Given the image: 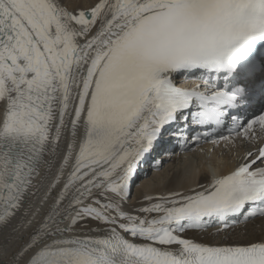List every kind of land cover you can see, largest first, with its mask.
Listing matches in <instances>:
<instances>
[{"label":"snow or ice","instance_id":"obj_1","mask_svg":"<svg viewBox=\"0 0 264 264\" xmlns=\"http://www.w3.org/2000/svg\"><path fill=\"white\" fill-rule=\"evenodd\" d=\"M250 146L125 210L145 155ZM264 0H0V264H264ZM224 239H227V234Z\"/></svg>","mask_w":264,"mask_h":264},{"label":"bare ground","instance_id":"obj_2","mask_svg":"<svg viewBox=\"0 0 264 264\" xmlns=\"http://www.w3.org/2000/svg\"><path fill=\"white\" fill-rule=\"evenodd\" d=\"M97 2L98 0H64L70 10L75 6L89 8ZM249 148L250 146L244 141L236 140L235 146L229 145L227 148L221 143L210 152L206 146H201L183 154L173 155L162 161L161 165L166 164L164 170L156 171L151 176H146L148 171L136 174L134 182L137 179L140 181L135 187V191H132L134 188L132 184L131 199L127 201L124 208L131 210L145 206L148 203L147 196L167 195L171 191L187 192L189 188L207 183L212 169H216L218 175L227 174L237 165ZM168 161L170 164L167 167ZM230 232L233 234L232 237L228 236ZM226 234L227 239H224ZM186 236L196 242L216 245H246L252 242H262L264 241V218L256 217L247 223L220 233H217L216 227H211L203 233L190 231L186 233ZM2 259L5 257H0V260Z\"/></svg>","mask_w":264,"mask_h":264},{"label":"rangeland","instance_id":"obj_3","mask_svg":"<svg viewBox=\"0 0 264 264\" xmlns=\"http://www.w3.org/2000/svg\"><path fill=\"white\" fill-rule=\"evenodd\" d=\"M169 164H170V161L167 162V167L169 166ZM165 168H166V164H164L163 166H161V167L158 169V171H162V170H164ZM153 173H155V172L149 171V172H147V175H146V176H151ZM139 181H140V179L135 180V182H134V188L132 189V191H135V187L138 186ZM133 193H134V192H133ZM131 194H132V192H131ZM231 232H232V231H231ZM231 232H230V234L228 235V236H230V237L233 236V234H232Z\"/></svg>","mask_w":264,"mask_h":264}]
</instances>
